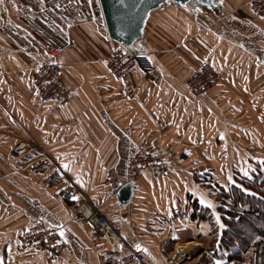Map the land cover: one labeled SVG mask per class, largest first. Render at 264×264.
<instances>
[{
	"label": "crops",
	"instance_id": "0c3cea01",
	"mask_svg": "<svg viewBox=\"0 0 264 264\" xmlns=\"http://www.w3.org/2000/svg\"><path fill=\"white\" fill-rule=\"evenodd\" d=\"M248 1L219 0L213 9L167 4L151 13L144 39L130 50L138 56L130 98L105 67L114 43L106 37L98 0H43V12L41 0H0L2 264H125L137 243L153 264H178L200 253L198 238L207 240V229L189 213L200 193L216 205L210 188L196 179L215 170L202 163L214 159L215 147L236 144L238 130H254L250 139L261 144L264 19L251 16ZM50 49L59 50L60 77L71 89L64 106L40 104L31 84L34 70L50 61ZM203 62L215 64L221 81L197 95L185 83ZM241 110L242 120L230 117ZM26 139L34 146L12 158V148ZM143 141L172 148L174 161L166 174L143 169L130 204L122 206L106 175L114 171L125 183L127 160ZM70 187L78 189V201ZM82 196L122 234L118 253L76 211ZM35 222L64 230L57 259L18 250Z\"/></svg>",
	"mask_w": 264,
	"mask_h": 264
},
{
	"label": "built area",
	"instance_id": "2783aa9c",
	"mask_svg": "<svg viewBox=\"0 0 264 264\" xmlns=\"http://www.w3.org/2000/svg\"><path fill=\"white\" fill-rule=\"evenodd\" d=\"M248 9L253 18L262 19L261 17H264V0H249ZM48 55L50 60L54 59L57 63L52 64L47 61L38 66L40 70L37 71V68L34 70L31 84L37 91L40 104L54 103L64 106L69 101L71 89L63 83L60 77V52L58 49H50ZM137 59V54H131L124 48L115 46L105 61L107 62L105 67L109 74L117 80L122 89L126 90L130 98L135 97L131 88V74L137 67ZM220 80L221 74L218 70L211 63L204 62L191 74L185 86L191 93L201 95L218 84ZM33 146L34 144L29 141L22 140L12 148L10 155L12 158L25 156L29 148ZM41 153L46 156L42 151ZM174 157L175 152L172 148H160L157 144L143 141L127 160L125 166L127 181L137 184L140 180L141 171L146 168L151 169L155 175L166 174L169 165L174 161ZM105 184L110 188L112 194L119 188L120 184L114 171L107 172ZM68 191L72 195H79L76 187H70ZM81 199L76 207L78 214L101 235L109 251L119 252L124 245V240L115 223L102 214L96 206H93L86 197L82 196ZM63 248L64 244L60 240L57 228L44 222H35L21 236L18 250H33L46 256L48 260H55ZM124 263L152 264L143 253L138 252H131L126 255Z\"/></svg>",
	"mask_w": 264,
	"mask_h": 264
},
{
	"label": "trees",
	"instance_id": "16d2710c",
	"mask_svg": "<svg viewBox=\"0 0 264 264\" xmlns=\"http://www.w3.org/2000/svg\"><path fill=\"white\" fill-rule=\"evenodd\" d=\"M262 161L264 160L248 159L246 162L248 167L247 170L245 169L248 176L242 171L233 172L234 183L227 181L225 187L220 185L210 169L197 175L198 183L203 186L210 188V182H207L209 179L213 184L219 183L220 186L216 187L217 192L210 188L216 203L215 209L197 203L196 208L189 213L193 222L209 229L206 248L193 260L194 264H215L216 260H222L223 264H264V163ZM213 211L220 216L221 222L225 225L224 229L216 225Z\"/></svg>",
	"mask_w": 264,
	"mask_h": 264
},
{
	"label": "water",
	"instance_id": "95a60500",
	"mask_svg": "<svg viewBox=\"0 0 264 264\" xmlns=\"http://www.w3.org/2000/svg\"><path fill=\"white\" fill-rule=\"evenodd\" d=\"M214 0H98L102 21L108 39L130 50L144 39V28L151 13L167 4L179 7L194 4L197 8L213 9L219 6ZM135 54V53H132ZM264 62V55L262 58ZM136 186L131 182L123 183L115 192L118 202L128 206Z\"/></svg>",
	"mask_w": 264,
	"mask_h": 264
},
{
	"label": "rangeland",
	"instance_id": "374dc122",
	"mask_svg": "<svg viewBox=\"0 0 264 264\" xmlns=\"http://www.w3.org/2000/svg\"><path fill=\"white\" fill-rule=\"evenodd\" d=\"M229 89L230 90L231 89L236 90L235 88H232V87H230ZM238 89H240V88H238ZM30 90L33 91L34 90L33 87L30 88ZM230 96H234V92H230ZM231 99L232 98H230V100ZM263 112H264V110H263ZM243 114H244V110H241L239 112H236L234 115H231L230 117L234 118L235 120L240 121V120H242L241 116ZM248 127H250V125H248ZM247 137H248V141H245V138H247ZM251 137L252 138L254 137V130L252 132H250L248 130V128L246 131L245 130H238V133L235 136V140L237 142L236 144L231 143L230 145H225V147H215V151L213 153L214 159L212 161H211V159H208L209 161L207 160V162L202 163L203 166L208 164V166H213L215 168V170L212 169V171L214 172V177H216V180H218V182H220L221 186H224V187L227 186L228 177L234 176L233 172H237V171L241 172V169L247 170V167H248V163H246L247 159L253 158V159H258V160H264V118H263V130H262V134L260 136L261 144L259 142L252 141L250 139ZM256 144H257V146H256ZM200 154H203L204 159L206 160L207 153L202 152ZM209 158H211V157L209 156ZM211 176H213V175H211ZM233 178H232V180H234ZM208 181L210 182L209 186H210L211 190L214 192H217L216 187L220 186L219 183L213 184L211 182V179L207 180V182ZM202 184L206 185V183H203V182H202ZM201 186H203V185H201ZM208 232H209V229H207V233H206L207 236H209ZM204 237L205 238H201V239L198 238V240L200 241V242L198 241V243L201 244V245L199 244L200 252H201V249L203 250L206 248V240H204V239H206V236H204ZM197 256H193V257L187 256L188 259L183 258V259L179 260V263L183 262V264H194L193 260H195Z\"/></svg>",
	"mask_w": 264,
	"mask_h": 264
},
{
	"label": "snow or ice",
	"instance_id": "6c2138e0",
	"mask_svg": "<svg viewBox=\"0 0 264 264\" xmlns=\"http://www.w3.org/2000/svg\"><path fill=\"white\" fill-rule=\"evenodd\" d=\"M220 2L223 3V0H220ZM56 7H59V5L57 4ZM185 7H187V6H185ZM40 10H41V12H43V10H44V8H43V0H41V9H40ZM261 18L264 19V17H261ZM232 19H235V17H232ZM113 51H115V50H113ZM45 55L47 56L48 53L45 52ZM150 58H151V57H150ZM196 59L199 60L200 57H196ZM205 59H206V58H205ZM50 63L55 64V63H57V61L54 60V59H52V60H50ZM105 63H107V62H105ZM213 67H215V64H213ZM39 70H40V68L37 67V71H39ZM193 71H195V69H193ZM221 138L223 139V134H221ZM153 155H156V153H153ZM262 163H264V161H262ZM62 167H63L64 169L68 170L69 172L72 171V169H71V167H70L69 164H63ZM241 171L244 172V175H245V176H248V172H247L246 170L241 169ZM75 181H76V183L80 184L82 187L84 186L83 181L80 179L79 175H76V176H75ZM228 182H230V183H234V181L232 180V177H231V176L228 177ZM65 183H67V181H65ZM237 187H240V186L237 185ZM243 190H244V191H247V189H243ZM193 194L196 195L195 192H194ZM71 199H72L73 201H78V200L80 199V197L77 196V195H73V196L71 197ZM199 203H200L201 205H205L207 208L215 209V205L213 204V202H212L211 200H208V199L204 196L203 193H200V194H199ZM212 215L215 217V223H216V225H218L220 229H224V228H225V225L221 222V218H220V216H219L215 211H213ZM41 219H43V218H41ZM59 235H60L61 237L64 235V230H63L62 228L60 229ZM66 242H67V241H65V243H66ZM217 243H219V241H217ZM134 247H135V249H136L138 252H139V251H145V252L147 251V249L142 248V246H141L139 243L135 244ZM0 264H2V261H0ZM215 264H223V261H222V260H216V261H215Z\"/></svg>",
	"mask_w": 264,
	"mask_h": 264
},
{
	"label": "bare ground",
	"instance_id": "6f19581e",
	"mask_svg": "<svg viewBox=\"0 0 264 264\" xmlns=\"http://www.w3.org/2000/svg\"><path fill=\"white\" fill-rule=\"evenodd\" d=\"M198 246H199V245H198ZM186 249H187L188 251H189V250L191 251L193 248L179 247V248H178V251H182V250H186ZM194 250H195V249H194ZM171 255H172V254H171ZM174 255H175V254H174ZM176 255H178V254H176ZM179 256H180V255H179ZM179 256H178V257H179ZM175 257H176V256H174L173 258H175ZM182 257H183V256H182ZM175 260L177 261L178 259H175ZM174 262H175V261H174Z\"/></svg>",
	"mask_w": 264,
	"mask_h": 264
}]
</instances>
